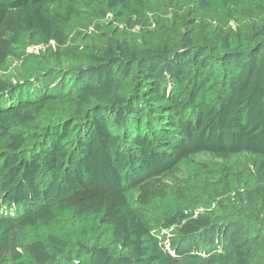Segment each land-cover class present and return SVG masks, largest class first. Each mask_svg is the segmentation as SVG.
<instances>
[{"label":"trees","instance_id":"trees-1","mask_svg":"<svg viewBox=\"0 0 264 264\" xmlns=\"http://www.w3.org/2000/svg\"><path fill=\"white\" fill-rule=\"evenodd\" d=\"M0 203V264H264V0H0Z\"/></svg>","mask_w":264,"mask_h":264},{"label":"rangeland","instance_id":"rangeland-1","mask_svg":"<svg viewBox=\"0 0 264 264\" xmlns=\"http://www.w3.org/2000/svg\"><path fill=\"white\" fill-rule=\"evenodd\" d=\"M40 47H31L29 48V52L30 53H36L38 54L40 51ZM196 161L198 162H211L213 161L212 157L209 155H199L196 157ZM188 175V170L186 168H181L172 178L167 179L168 183H183V181L187 178ZM5 207L3 206L2 203H0V219H2V215L1 213L5 212ZM4 221L6 224H8L12 230H18V224L17 222H12V221H8V220H2Z\"/></svg>","mask_w":264,"mask_h":264}]
</instances>
